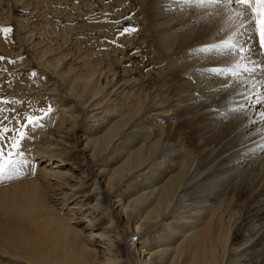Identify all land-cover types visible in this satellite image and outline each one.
<instances>
[{
  "label": "bare ground",
  "instance_id": "6f19581e",
  "mask_svg": "<svg viewBox=\"0 0 264 264\" xmlns=\"http://www.w3.org/2000/svg\"><path fill=\"white\" fill-rule=\"evenodd\" d=\"M153 2L156 43L174 52L180 70L167 109L184 127L147 144L132 130L137 106L110 117L108 91L86 81L83 98L73 89L83 81L48 63L63 121L29 154L43 184L26 186L42 208L35 220L52 226L44 230L52 255L34 246L30 253L45 258L28 264L52 257V264H264V55L241 60L244 71L231 57L192 51L227 39L239 6L224 16L189 0ZM164 108L151 105L153 113ZM184 129L187 147L178 135ZM226 214L238 219L231 240Z\"/></svg>",
  "mask_w": 264,
  "mask_h": 264
},
{
  "label": "rangeland",
  "instance_id": "374dc122",
  "mask_svg": "<svg viewBox=\"0 0 264 264\" xmlns=\"http://www.w3.org/2000/svg\"><path fill=\"white\" fill-rule=\"evenodd\" d=\"M155 7L153 0H0V28L13 30L0 34V56L5 58L0 60V126L25 133L19 142V155L13 156L14 174L0 182V264H28L25 260L45 258L41 253H30L41 244L52 255L45 242L51 236L44 233L52 226L42 228L35 220V213L42 208L32 196L33 188L26 186L29 181L43 184L29 154L36 150L42 135L63 121L59 81L48 63L71 80L83 81L73 87L83 98L90 91L86 81L108 91L113 107L110 117L118 118L136 108L132 130L134 135L144 136L147 144L184 127L175 112L167 109L171 84L180 70L174 64V52H166L156 43ZM250 8L264 31V3L254 0ZM223 15L231 16L229 12ZM154 104L164 106V111L153 113ZM27 117L38 118L40 126L27 127ZM4 135L7 165L10 141L17 132ZM178 135L183 145L189 146V130ZM172 165L171 173L178 169ZM261 176L264 180V169ZM227 215L222 228L230 231L232 239L235 232L230 225L238 219ZM45 260L39 263L48 262ZM52 262L53 257L48 264Z\"/></svg>",
  "mask_w": 264,
  "mask_h": 264
},
{
  "label": "snow or ice",
  "instance_id": "6c2138e0",
  "mask_svg": "<svg viewBox=\"0 0 264 264\" xmlns=\"http://www.w3.org/2000/svg\"><path fill=\"white\" fill-rule=\"evenodd\" d=\"M189 2L202 8L211 6L217 10V15L223 12L231 13L236 11V6H242V10L236 15V20L239 21V24L227 39L221 40L220 43L204 44L201 47L193 49L192 51L194 53H207L212 56H228L231 57V63L237 67L243 66L240 63L241 60L256 63L252 60L253 53L264 55V31L261 30V25L255 20L254 14L250 8L254 0H189ZM255 2L264 3V0H255ZM229 6L232 7L229 8ZM12 31L10 27L0 28V34ZM3 59L5 58L0 56V60ZM259 63L261 66H264V62ZM243 67L244 71L250 70L246 66ZM211 71L216 76L225 75V69L213 68ZM228 74H233L232 70H228ZM25 119L27 120V127L40 126V120L38 118L34 119L32 117H27ZM10 131H16L17 136H14L10 141V147L7 152L8 163L5 165L4 160L6 153L4 140L7 139V136L4 134ZM24 135L25 133L23 131L16 129L9 130L4 126H0V182H2L5 177L11 178L14 174L16 161L13 159V156L19 155V142L23 139ZM13 149H16V151L13 152Z\"/></svg>",
  "mask_w": 264,
  "mask_h": 264
}]
</instances>
